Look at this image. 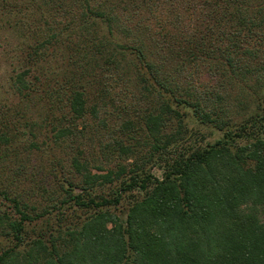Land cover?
Returning <instances> with one entry per match:
<instances>
[{"label":"trees","instance_id":"trees-1","mask_svg":"<svg viewBox=\"0 0 264 264\" xmlns=\"http://www.w3.org/2000/svg\"><path fill=\"white\" fill-rule=\"evenodd\" d=\"M2 16L27 30L0 165L16 185L35 151L61 153L43 207L0 187V264H264V0H0Z\"/></svg>","mask_w":264,"mask_h":264},{"label":"rangeland","instance_id":"rangeland-1","mask_svg":"<svg viewBox=\"0 0 264 264\" xmlns=\"http://www.w3.org/2000/svg\"><path fill=\"white\" fill-rule=\"evenodd\" d=\"M27 12H33L31 18L38 16L37 9L27 10ZM9 21L10 22H8L6 16L0 17V128L1 125L3 126V122H6V124H10L11 127V123H9L8 121V119H10L11 117H9L10 114H8V112H11V110L14 109L16 105L15 102L17 100L16 97L13 96L12 90L10 89V82L15 70V68H13V66L15 65L14 63L17 64L19 60V46L21 41L23 40L22 34L27 30L25 26V30L22 27L21 29H19L17 26L20 25L14 24L15 19H13L12 16H10ZM108 85L111 87V93H116L115 91H118L119 89V86L115 85L110 80L108 81ZM28 109L30 110L31 114H35V117H37L38 112L40 110L43 111V106L39 103L30 104ZM193 127L196 128L195 126ZM199 130L200 132H203L205 134L211 131L210 128L202 127H200ZM48 133L49 132L41 133V137H46ZM38 140L40 141L41 138L39 137ZM60 153L61 151L54 147H52L49 152H44L42 148L39 151H35V153L33 154L35 158L34 166L27 168L28 170L26 178L24 179V181L16 185L10 184L9 181L11 180H7L8 178H10L11 167L7 164H1L0 187L8 185L7 188H10L11 193H21V196L24 198V200L38 205L39 208L43 207L48 203V201L44 196L40 195L41 189L38 188V186L41 185V183L49 184L53 172H55L54 167H59V164L56 161ZM65 163L66 162H64V164ZM65 168L67 167L65 166ZM152 171L155 174H158L157 170L152 169ZM3 174L7 175V177H5L6 179H3ZM36 180L37 182L35 184ZM1 202L3 201H1L0 199V203ZM4 204H6V202ZM51 214L54 215L55 211H53Z\"/></svg>","mask_w":264,"mask_h":264}]
</instances>
